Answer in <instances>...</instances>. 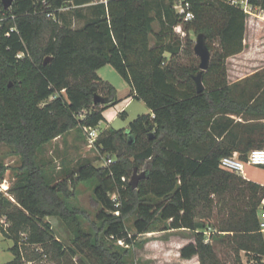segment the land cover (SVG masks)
Listing matches in <instances>:
<instances>
[{"label": "trees", "instance_id": "16d2710c", "mask_svg": "<svg viewBox=\"0 0 264 264\" xmlns=\"http://www.w3.org/2000/svg\"><path fill=\"white\" fill-rule=\"evenodd\" d=\"M183 1L209 52L208 43H217L202 73L200 93L193 80L198 67L177 59L182 48L173 29L188 22L173 9L174 0H108L106 5L15 0L8 10L0 0V145L20 159L17 181L9 190L15 203L0 195L9 223L5 234L13 242V259L5 264L32 261L39 254L30 247L50 250L62 260L67 248L43 222L47 217L76 226L73 244L87 249L93 264H134L130 248L116 243L131 247L138 235L158 230L194 233V241L180 248L184 260L226 264L219 256L223 251L237 264L242 257L245 264H264L258 220L264 188L219 168L223 157L237 153L245 160L250 150L264 148L263 126L232 118L264 114V102L256 104L259 94L251 103L236 101L227 81V60L245 48L247 15L227 0ZM248 2L264 12V0ZM85 8L89 19L72 28L71 12L80 18ZM107 65L127 83L128 97L142 101L151 114L138 116L126 131L99 132L95 146L100 154L121 155L109 165L86 164L76 172L78 181H97L91 205L99 225L85 232L84 213L70 202L67 184L52 185L38 155L73 129L97 128L103 111L117 103L115 88L97 75ZM95 95L108 103L94 104ZM121 149L136 165H144L134 190L125 181L132 168ZM5 171L0 161V182ZM128 217H133L132 232L125 225ZM198 219L214 222L212 242H205Z\"/></svg>", "mask_w": 264, "mask_h": 264}, {"label": "rangeland", "instance_id": "374dc122", "mask_svg": "<svg viewBox=\"0 0 264 264\" xmlns=\"http://www.w3.org/2000/svg\"><path fill=\"white\" fill-rule=\"evenodd\" d=\"M80 14L81 17L78 18L75 13L71 12L72 28L82 27L85 21L89 19L90 13L86 8L81 9ZM262 18L263 12L258 9H255L251 16L247 15V34L244 40V51L242 54L228 59L226 63L228 85L232 88L231 96L236 101L251 103L252 97L259 94L256 104L264 102V23L261 21L263 20ZM153 30L154 32L160 30L158 22L153 24ZM173 33L181 41L182 51L177 57L178 61L186 66L195 65L198 67L199 59L193 52L198 34L194 25L191 22L180 24L179 30L173 29ZM186 41L189 43L187 49H185ZM154 43V39L150 38V45L153 46ZM208 46L211 55H213L214 50L217 48V43L209 42ZM97 75L103 81L112 85L117 92V103L108 106L103 111V121L97 126L99 132L107 129L126 131L129 124L138 116L150 114V111L142 101L128 97L129 89L127 83L112 67L107 65L97 70ZM257 86H261L262 89L259 90L256 88ZM128 101L129 103L122 109ZM121 112H125V115L122 116ZM232 118L234 122H242V124L246 125L256 124L264 127V114L243 113ZM150 136L154 137L155 132H150ZM121 150L132 168L129 176L125 179L127 183H130L134 174L140 175L144 172V165H136L126 150ZM107 156L113 162L117 160L116 153L101 155L95 145L90 147L82 129H73L57 137L44 145L38 155L39 164L43 167L49 182L52 185L67 184L69 191L73 195L70 202L84 213L81 227L85 232L91 230V225H99L98 221L95 220L96 209L91 205L93 189L97 181H78L75 179L76 172L81 166L86 164L105 166L104 162ZM0 161L6 167L4 179L0 182V195L9 202L15 203L9 190L17 181V174L19 173L17 169L20 166V159L11 154L9 147L0 145ZM244 172L245 176L250 180L264 181L263 168L245 167ZM136 182L138 184L139 179ZM3 188H6V190ZM2 214L3 211L0 209V264H5L13 259L11 252L13 242L5 234V226L2 224L5 217ZM43 222L50 225L55 237L67 248V252L60 261V258L56 257L55 253L50 250L30 247L31 250H34V253L39 255L33 256L32 261L25 260V264H81L82 261L84 264L94 263V257L87 249L73 244L76 231L74 224L59 218L50 217L45 218ZM197 222L204 226L202 231L205 237H208L206 238L207 242H212L209 235L211 230H213L212 224L214 222L206 219H198ZM132 223L133 217H128L125 221V225L130 232L133 231ZM162 226V224L158 225V229H161ZM190 241H194V233L192 232L158 230L138 235L135 244L131 247H127L121 242H117L116 245L122 248H130V259L134 264H198L197 257H193L190 260L180 258L179 251L181 246L188 244ZM68 248L74 249L76 255L72 256ZM81 249L83 250L82 252H80ZM219 256L226 264H237L230 252L220 251ZM242 264H245L243 257Z\"/></svg>", "mask_w": 264, "mask_h": 264}, {"label": "built area", "instance_id": "2783aa9c", "mask_svg": "<svg viewBox=\"0 0 264 264\" xmlns=\"http://www.w3.org/2000/svg\"><path fill=\"white\" fill-rule=\"evenodd\" d=\"M107 1L108 0H92L93 3L103 4V5H106ZM227 2L232 6L240 8L248 16L249 15L251 16L252 12L254 11V9L249 5L248 0H227ZM173 9L178 15L182 17V20L184 22H189L193 19V14L190 11L189 3L183 0H174ZM47 16L49 17L50 15ZM174 29L178 31L179 26L175 27ZM6 35H8V33ZM20 57L21 55L18 56V58ZM82 130L84 131L88 144L90 145V147H93L99 136V131L97 130V128H87V127L82 128ZM112 162H113L112 159L107 156L104 165L105 166L109 165ZM245 167L264 169V148L250 150L246 155L245 160H241L238 157L237 153H235L232 156L223 157L219 162V168L221 170L240 176L241 178L250 181L249 178L245 176V172H244ZM255 183L259 184L261 187L264 188V181L263 182L255 181ZM3 189L6 190V188ZM258 220H259L260 231L264 236V200L262 201L261 206L259 208ZM2 224L5 226V230H7V228L9 227V223L6 221V218L2 221ZM206 238H205V242H207Z\"/></svg>", "mask_w": 264, "mask_h": 264}, {"label": "water", "instance_id": "95a60500", "mask_svg": "<svg viewBox=\"0 0 264 264\" xmlns=\"http://www.w3.org/2000/svg\"><path fill=\"white\" fill-rule=\"evenodd\" d=\"M14 1L15 0H1V5L4 10H8ZM193 52L195 56H197L199 59V65H198L199 73L193 77V80L196 85L197 93H200L204 89L203 84H202V73L207 70L209 66V62H210V52L207 48L205 37L203 34H198L196 36V41L193 47ZM93 103L100 104V105H106L108 101L99 95H95ZM128 144L131 145L132 141H129ZM120 155L121 154H118L117 157H119ZM143 176H144V173H141L140 175L134 174L133 178L131 179L129 183L130 187L133 190L137 186L136 180L143 178Z\"/></svg>", "mask_w": 264, "mask_h": 264}, {"label": "crops", "instance_id": "0c3cea01", "mask_svg": "<svg viewBox=\"0 0 264 264\" xmlns=\"http://www.w3.org/2000/svg\"><path fill=\"white\" fill-rule=\"evenodd\" d=\"M263 12V11H262ZM263 20H261L263 23H264V12H263V18H262ZM246 34H247V30H246V32H245V36H246ZM242 54V53H241ZM240 55V54H239ZM238 56V55H237ZM128 89H129V87H128ZM129 92H130V89L128 90V93H127V95L129 94ZM129 103V101L122 107V109L124 108V107H126V105ZM151 114V113H150ZM124 115H125V112H124ZM100 124V123H99ZM99 126V125H98ZM250 180V179H249ZM250 181H253V180H250ZM253 182H255V181H253ZM193 241H190L189 243H192ZM184 246V245H183ZM183 246H181V248L183 247Z\"/></svg>", "mask_w": 264, "mask_h": 264}]
</instances>
